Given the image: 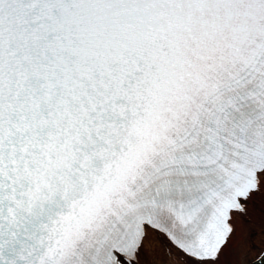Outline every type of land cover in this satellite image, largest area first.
Wrapping results in <instances>:
<instances>
[{"label": "snow or ice", "instance_id": "obj_1", "mask_svg": "<svg viewBox=\"0 0 264 264\" xmlns=\"http://www.w3.org/2000/svg\"><path fill=\"white\" fill-rule=\"evenodd\" d=\"M0 264H264V0H0Z\"/></svg>", "mask_w": 264, "mask_h": 264}]
</instances>
